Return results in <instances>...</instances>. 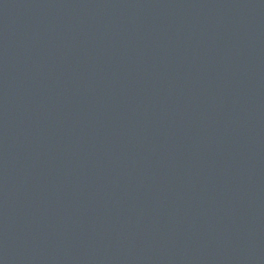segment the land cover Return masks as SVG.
<instances>
[{
  "label": "water",
  "instance_id": "95a60500",
  "mask_svg": "<svg viewBox=\"0 0 264 264\" xmlns=\"http://www.w3.org/2000/svg\"><path fill=\"white\" fill-rule=\"evenodd\" d=\"M0 264H264V0H0Z\"/></svg>",
  "mask_w": 264,
  "mask_h": 264
}]
</instances>
